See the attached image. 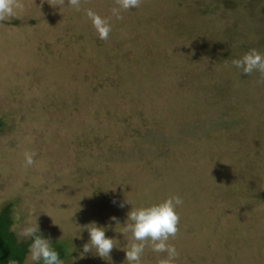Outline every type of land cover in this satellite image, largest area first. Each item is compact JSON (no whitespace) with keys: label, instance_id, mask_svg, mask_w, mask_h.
<instances>
[{"label":"rangeland","instance_id":"obj_1","mask_svg":"<svg viewBox=\"0 0 264 264\" xmlns=\"http://www.w3.org/2000/svg\"><path fill=\"white\" fill-rule=\"evenodd\" d=\"M23 2L0 22V209L16 234L36 220L68 243L64 264H128V212L178 195L175 264H264V83L231 65L264 54V0H141L123 20L115 0ZM91 223L110 258L81 257ZM165 256L146 247L141 264Z\"/></svg>","mask_w":264,"mask_h":264},{"label":"clouds","instance_id":"obj_2","mask_svg":"<svg viewBox=\"0 0 264 264\" xmlns=\"http://www.w3.org/2000/svg\"><path fill=\"white\" fill-rule=\"evenodd\" d=\"M49 2V0H48ZM53 7H62L65 0H51ZM67 4L76 11L80 10L81 0H67ZM141 0H115V6L111 8V15L117 20H123L122 13L132 8H139ZM23 0H0V22L11 18H19L18 13L23 10ZM99 39L107 40L112 31L109 18H105L88 9L86 12ZM231 65L239 69L242 74L250 75L253 72L261 74L260 83H264V54L256 49H251L242 58L233 59ZM35 152L24 153L25 167H31L34 163ZM116 203L115 201H113ZM127 201L120 202L119 206L124 207ZM183 200L180 196H170L159 203L148 206L131 208L128 212L127 221L123 234L131 233L128 247L125 249L128 264H141V258L145 248L150 247L155 253H166V256L158 260V264H175L179 253L173 244L169 243L170 238H175L179 232L180 215L176 211L177 206H182ZM115 219V217H113ZM89 233V242L83 245L81 257L95 250L100 258L109 257L116 247L114 240L105 235L103 227L95 223L84 226ZM18 242L30 240L28 248V259L31 264H64L59 252L52 246L49 238L40 234V227L37 221L26 223L17 233ZM8 264H19L18 261L10 259Z\"/></svg>","mask_w":264,"mask_h":264},{"label":"trees","instance_id":"obj_3","mask_svg":"<svg viewBox=\"0 0 264 264\" xmlns=\"http://www.w3.org/2000/svg\"><path fill=\"white\" fill-rule=\"evenodd\" d=\"M13 216V204L0 209V264H8L10 259L18 261L19 264H31L26 262L31 241L18 242V236L13 229ZM52 246L59 252L62 260L68 257L70 248L66 241L52 242Z\"/></svg>","mask_w":264,"mask_h":264}]
</instances>
